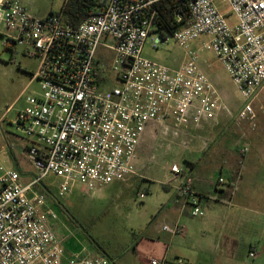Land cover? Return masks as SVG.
I'll return each mask as SVG.
<instances>
[{
    "label": "built area",
    "instance_id": "obj_1",
    "mask_svg": "<svg viewBox=\"0 0 264 264\" xmlns=\"http://www.w3.org/2000/svg\"><path fill=\"white\" fill-rule=\"evenodd\" d=\"M88 1L91 12L75 26L65 18V3L40 17L18 0H0L5 45L23 47L38 60L32 80L40 84L39 95L25 98L15 121L37 175L27 184L15 170L0 176V264H109L85 250L66 252L52 228L59 215L38 187H55L67 197L80 185L94 195L137 175L138 145L149 126L167 132L218 125L228 109L201 69L199 52L213 53L238 90L243 105L237 119L256 118L254 102L264 86V0H174L178 26L171 27L160 24L158 6L165 0ZM152 34L160 36L151 39L154 48L174 38L184 49L180 67L143 55ZM202 37L207 40L194 48ZM170 172L182 179L178 192L191 215L203 217L189 169L173 164ZM163 230L185 236L179 225ZM256 255L251 248L249 256ZM149 264L167 261L151 258Z\"/></svg>",
    "mask_w": 264,
    "mask_h": 264
},
{
    "label": "rangeland",
    "instance_id": "obj_2",
    "mask_svg": "<svg viewBox=\"0 0 264 264\" xmlns=\"http://www.w3.org/2000/svg\"><path fill=\"white\" fill-rule=\"evenodd\" d=\"M18 1L32 15L40 17L59 12L65 3V0ZM223 10L227 12L229 8L225 5ZM157 37L160 36L152 34L149 37L143 55L170 68L180 67L185 60L184 49L174 38L154 48L151 39ZM206 40L202 37L192 42V46L199 49ZM23 51V47L5 45V38L0 34V176L7 170H15L22 176V183L27 184L37 172L27 159V141L16 128L15 121L25 106V98L39 95L40 84L32 80L38 60L26 56ZM199 53L200 63L206 67L204 72L219 90L221 101L228 109L220 114L219 124L213 125L210 133L204 132L205 124L200 128L167 132L162 126L151 125L138 145L136 176L108 185L94 195H85L81 186L76 185L71 195L60 197L53 187L62 207L57 212L59 220L52 228L66 248L86 247L97 255L104 251L112 259L109 264H140L134 250L136 242L158 228L163 232L166 224L173 225L172 218L166 219L165 214L176 200V190L164 189L166 184H176L170 172L173 164L189 168L188 161L195 162L215 183L221 174H228L221 171L225 160L220 151L224 147L238 156L247 145L251 153H264V86L254 102L255 120L240 122L237 118L243 101L231 78L213 53ZM9 107L12 109L7 113ZM208 149L212 150L207 153ZM241 156L239 158L243 159ZM263 159L259 167L264 177ZM47 182L52 186L50 180ZM142 193L146 194L144 199L140 198ZM187 210L191 212L188 206ZM248 254V247L243 246L238 256L246 260Z\"/></svg>",
    "mask_w": 264,
    "mask_h": 264
},
{
    "label": "crops",
    "instance_id": "obj_3",
    "mask_svg": "<svg viewBox=\"0 0 264 264\" xmlns=\"http://www.w3.org/2000/svg\"><path fill=\"white\" fill-rule=\"evenodd\" d=\"M200 66L203 71L206 69L205 64L200 63ZM204 126L205 133L212 131L211 123ZM224 150L220 151L225 160L221 171L228 174H221L215 183L208 179L204 168L188 161L187 169L194 178V189L205 212L203 217H194L187 210L178 192L182 179L174 177L175 187L164 185L176 190V200L168 207L165 218H172V226L183 227L185 236L167 234L160 228L152 235L142 236L134 247L140 264H149L151 258L166 259L167 264L177 259L186 264H264V177L259 167L264 153L247 151L241 153L243 159H240L232 149L224 147ZM220 178L223 183L219 182ZM54 207L59 213L60 209ZM243 246L248 247V253L255 248L257 255L251 258L248 254V258L242 260L238 253ZM65 249L71 254L85 250L92 256L97 255L86 247ZM100 256L107 257V253L103 251Z\"/></svg>",
    "mask_w": 264,
    "mask_h": 264
},
{
    "label": "trees",
    "instance_id": "obj_4",
    "mask_svg": "<svg viewBox=\"0 0 264 264\" xmlns=\"http://www.w3.org/2000/svg\"><path fill=\"white\" fill-rule=\"evenodd\" d=\"M92 6V3L88 0H67L63 8V13L65 18L76 26L89 15L92 10ZM158 7L162 18V21L160 22L161 25L164 27H171L172 25L178 26V24L174 22V10L176 8V2L174 0H165L160 3ZM164 189L168 190L167 186H164ZM38 190L44 193L49 198V200H51L54 205L61 210L62 205L60 204V201L53 192L52 188L48 187L46 184H43L38 187ZM94 256L104 257L109 262L112 260L108 256V253L107 257L100 255Z\"/></svg>",
    "mask_w": 264,
    "mask_h": 264
}]
</instances>
